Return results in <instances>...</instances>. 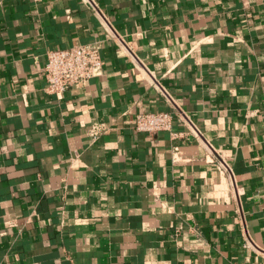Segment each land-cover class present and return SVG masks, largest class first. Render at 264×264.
I'll use <instances>...</instances> for the list:
<instances>
[{
    "label": "crops",
    "instance_id": "crops-1",
    "mask_svg": "<svg viewBox=\"0 0 264 264\" xmlns=\"http://www.w3.org/2000/svg\"><path fill=\"white\" fill-rule=\"evenodd\" d=\"M92 2L0 0V264H264V0Z\"/></svg>",
    "mask_w": 264,
    "mask_h": 264
},
{
    "label": "built area",
    "instance_id": "built-area-1",
    "mask_svg": "<svg viewBox=\"0 0 264 264\" xmlns=\"http://www.w3.org/2000/svg\"><path fill=\"white\" fill-rule=\"evenodd\" d=\"M91 5H96L89 0ZM103 70L101 49L96 45H81L72 48L52 50L48 53L44 68L46 92L56 96L67 90L78 88L100 76ZM174 117L170 113L157 112L139 114L135 118L134 128L139 133L173 134ZM94 134H98L95 131ZM222 168L233 176L231 168L223 162Z\"/></svg>",
    "mask_w": 264,
    "mask_h": 264
}]
</instances>
